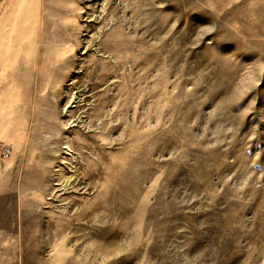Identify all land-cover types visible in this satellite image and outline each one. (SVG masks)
<instances>
[{"label":"rangeland","instance_id":"obj_1","mask_svg":"<svg viewBox=\"0 0 264 264\" xmlns=\"http://www.w3.org/2000/svg\"><path fill=\"white\" fill-rule=\"evenodd\" d=\"M0 264H264V0H0Z\"/></svg>","mask_w":264,"mask_h":264}]
</instances>
